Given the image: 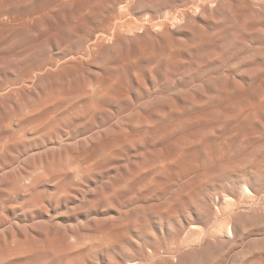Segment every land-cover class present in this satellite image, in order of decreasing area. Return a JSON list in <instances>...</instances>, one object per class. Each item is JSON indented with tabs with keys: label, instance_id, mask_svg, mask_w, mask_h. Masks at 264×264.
Masks as SVG:
<instances>
[{
	"label": "rangeland",
	"instance_id": "obj_1",
	"mask_svg": "<svg viewBox=\"0 0 264 264\" xmlns=\"http://www.w3.org/2000/svg\"><path fill=\"white\" fill-rule=\"evenodd\" d=\"M0 12V264H264V0Z\"/></svg>",
	"mask_w": 264,
	"mask_h": 264
},
{
	"label": "bare ground",
	"instance_id": "obj_2",
	"mask_svg": "<svg viewBox=\"0 0 264 264\" xmlns=\"http://www.w3.org/2000/svg\"><path fill=\"white\" fill-rule=\"evenodd\" d=\"M57 9V8H56ZM42 10V9H41ZM49 10V9H48ZM43 11V10H42ZM3 12V11H2ZM2 12H0V22H5V23H8V25H9V23H12V24H14V22L18 19V18H16V17H14V15H12L11 13H2ZM41 13V12H40ZM43 13V12H42ZM36 14V13H35ZM34 14V15H35ZM56 14V13H55ZM59 14V13H58ZM1 16H5V18L4 19H2L1 18ZM31 16V15H30ZM36 16H40V15H37L36 14ZM46 16V15H45ZM50 16V15H49ZM52 17H55V16H52ZM22 18V17H21ZM20 18V19H21ZM40 18V17H39ZM44 18V17H43ZM2 19V20H1ZM22 20H24V19H22ZM26 20V19H25ZM24 20V21H25ZM28 21V20H27ZM43 21H44V19H43ZM42 21V22H43ZM45 21H46V19H45ZM29 22V21H28ZM11 25V24H10ZM14 26V25H13ZM77 52V51H76ZM80 52V51H79ZM85 58V57H84Z\"/></svg>",
	"mask_w": 264,
	"mask_h": 264
}]
</instances>
